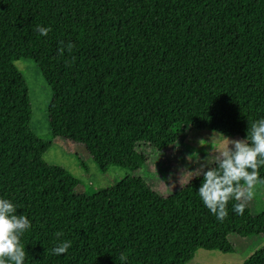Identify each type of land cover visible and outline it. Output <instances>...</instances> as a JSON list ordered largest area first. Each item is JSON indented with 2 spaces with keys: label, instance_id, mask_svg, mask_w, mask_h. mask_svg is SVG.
<instances>
[{
  "label": "trees",
  "instance_id": "obj_1",
  "mask_svg": "<svg viewBox=\"0 0 264 264\" xmlns=\"http://www.w3.org/2000/svg\"><path fill=\"white\" fill-rule=\"evenodd\" d=\"M61 42L72 52L61 55ZM19 60L50 89L48 140L31 129ZM262 117L264 0H0V198L31 222L24 264H184L199 249L233 252L228 238L264 227V210L238 215L229 202L217 220L199 198L202 176L169 197L132 176L80 195L41 156L62 139L101 174L134 170L146 164L141 144L164 151L185 125L242 139ZM57 232L71 241L63 255L51 252ZM240 264H264V247Z\"/></svg>",
  "mask_w": 264,
  "mask_h": 264
},
{
  "label": "rangeland",
  "instance_id": "obj_2",
  "mask_svg": "<svg viewBox=\"0 0 264 264\" xmlns=\"http://www.w3.org/2000/svg\"><path fill=\"white\" fill-rule=\"evenodd\" d=\"M15 66L26 84L32 112L31 129L40 140H48L47 107L51 99L50 89L33 62L19 60L15 62ZM212 133L210 130H194L185 125L178 141L164 151L157 152L149 145L141 144L140 152L145 157L146 164L134 170L110 166L105 174H101L83 146L62 139L51 140V146L42 154L41 159L47 165L65 169L76 179V193L80 195H91L127 176H132L140 179L159 196L169 197L181 188L180 183L183 186L189 183V170H195L198 167L195 162L211 150L210 143L201 147L198 141L210 140ZM79 160L84 167L80 165ZM182 169L184 171L180 177ZM248 209L252 215L264 210V185L257 184L256 195L249 203ZM252 228L257 233H251ZM228 240L233 252L199 249L194 251L192 258L184 264H240L264 247V227L257 222L252 223L245 230L230 236Z\"/></svg>",
  "mask_w": 264,
  "mask_h": 264
},
{
  "label": "clouds",
  "instance_id": "obj_3",
  "mask_svg": "<svg viewBox=\"0 0 264 264\" xmlns=\"http://www.w3.org/2000/svg\"><path fill=\"white\" fill-rule=\"evenodd\" d=\"M35 31L47 36L50 28L36 25ZM73 48L71 42H61L59 52L71 53ZM198 143L201 147L210 143L211 150L195 162L198 165L195 170H189L188 181L202 176L199 198L217 220L227 218L229 202H233L234 212L242 215L256 195L257 184L264 185V178L260 176V169L264 167V117L248 121L245 138L233 139L214 131L210 140L199 139ZM30 228L29 218L18 215L10 199L0 198V264H24L26 250L21 237ZM55 235L59 242L51 249L52 254L67 253L71 241L59 240L62 232ZM119 259L124 261L127 257L121 254Z\"/></svg>",
  "mask_w": 264,
  "mask_h": 264
}]
</instances>
